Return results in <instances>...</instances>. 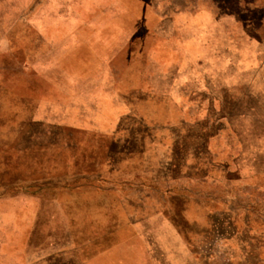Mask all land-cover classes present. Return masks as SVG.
Returning <instances> with one entry per match:
<instances>
[{"label":"rangeland","instance_id":"rangeland-1","mask_svg":"<svg viewBox=\"0 0 264 264\" xmlns=\"http://www.w3.org/2000/svg\"><path fill=\"white\" fill-rule=\"evenodd\" d=\"M0 264H264V0H0Z\"/></svg>","mask_w":264,"mask_h":264}]
</instances>
